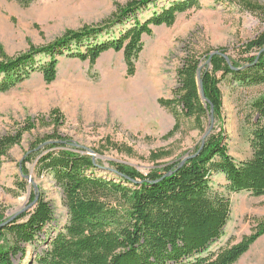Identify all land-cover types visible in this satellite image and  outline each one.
Listing matches in <instances>:
<instances>
[{
    "label": "rangeland",
    "instance_id": "rangeland-1",
    "mask_svg": "<svg viewBox=\"0 0 264 264\" xmlns=\"http://www.w3.org/2000/svg\"><path fill=\"white\" fill-rule=\"evenodd\" d=\"M132 1L35 0L24 7L15 0H0V61L50 45L68 32L101 26ZM183 1L157 0L138 12L136 19L104 32L98 42L116 40L136 21L144 24ZM195 1L196 6L177 14L171 26L151 27V35L142 36L143 48L132 74L124 51L110 50L94 65L65 54L57 57L54 82L46 83L42 73L35 72L7 93H0V138L23 134L22 141L2 157L0 225L32 203L34 194L46 199L54 211V221L40 240L27 246L23 264L46 249L44 242L61 231L69 217L63 192L53 177L38 173V162L48 145L64 144L65 150L89 155L94 162L100 160L102 176L112 177L116 165L147 176L187 158L202 144L211 126L210 105L202 99L208 113L190 118L166 105L175 102L185 55L197 56L202 68L207 66L210 72L216 54H224L229 61L239 58L241 48L264 33L261 11L248 9L264 7V0ZM86 47L87 43L72 50L85 52ZM50 61L48 56H38L36 67ZM213 77L222 100L221 119L215 118L213 131L225 136L237 162L246 161L252 155L251 127L246 119L254 115L252 106L264 96V85L241 83L222 72ZM35 149L43 152L27 160ZM211 186L231 201L232 211L224 236L202 257L238 244L264 219V197L231 193L220 175L211 178ZM256 243L236 264H264V235Z\"/></svg>",
    "mask_w": 264,
    "mask_h": 264
},
{
    "label": "trees",
    "instance_id": "trees-1",
    "mask_svg": "<svg viewBox=\"0 0 264 264\" xmlns=\"http://www.w3.org/2000/svg\"><path fill=\"white\" fill-rule=\"evenodd\" d=\"M15 1L28 7L35 0ZM156 1L133 0L101 26L68 32L50 45L0 61V93H7L35 72L42 73L46 83L54 82L57 57L65 54L94 65L110 50L124 51L132 74L143 48L142 36L151 35V27L171 26L177 14L195 7L197 1L173 3L144 24L136 21L116 40L99 43L98 38L125 20L136 19L138 12ZM251 8L260 10L264 18V7ZM85 43V52L72 50ZM263 50L264 33L244 45L237 59L214 55L212 72L187 52L178 72L175 102L167 107L180 109L188 118L208 113L198 83L201 70L206 98L214 107L215 118L221 119V94L213 74L222 72L241 83L264 85ZM43 55L51 61L37 68L36 58ZM252 111L254 115L246 119L251 127L252 155L242 162L230 155L225 136L216 131L187 158L147 176L121 165L112 170V177L102 176L100 160L94 162L89 155L65 150L64 144L48 145L38 162V173L53 177L63 192L69 217L63 229L44 242L46 249L27 264H236L264 235V219L238 244L202 256L224 236L232 211L231 201L211 186L213 176L224 175L231 193L264 197V96L253 104ZM22 139V132L0 138V168L7 150ZM41 152L33 150L27 160ZM23 171L27 174L25 168ZM37 197L34 194L31 201ZM53 221L51 204L40 196L32 211L0 228V264H23L27 246L39 241Z\"/></svg>",
    "mask_w": 264,
    "mask_h": 264
},
{
    "label": "water",
    "instance_id": "water-1",
    "mask_svg": "<svg viewBox=\"0 0 264 264\" xmlns=\"http://www.w3.org/2000/svg\"><path fill=\"white\" fill-rule=\"evenodd\" d=\"M263 52H264V50H263ZM225 58L228 59L226 56H225ZM198 83H199L200 93H201L202 99H204L206 101V103L210 105V123H211V126H210L209 130L207 131V134L203 138V141H202V147H203L205 145V143H206V140L208 139V137L211 135V133L213 131V127H214L213 125H214V121H215V111H214L213 105H211L210 102L206 99V96H205V93H204L203 81L201 79V70H200V72L198 74ZM27 179L30 180V182L33 183L32 179L30 177H27ZM34 186H35V184H34ZM35 190H36V192L38 191V189L36 188V186H35ZM38 200H39V197H37L34 202L30 203L24 210L20 211L17 215H15V217H13L10 220H8L7 222L1 224L0 225V228H3L4 226L12 223L19 216H21L22 214H24L25 212H29L30 210H32L35 207V205L37 204V201Z\"/></svg>",
    "mask_w": 264,
    "mask_h": 264
},
{
    "label": "crops",
    "instance_id": "crops-1",
    "mask_svg": "<svg viewBox=\"0 0 264 264\" xmlns=\"http://www.w3.org/2000/svg\"><path fill=\"white\" fill-rule=\"evenodd\" d=\"M220 176H223V177H224V180L226 181V179H225L226 177H225L224 175H220ZM256 244H257V243H255V244H254V246H255ZM252 247H253V246H252ZM252 247H251V249H250V251H249V252H251V250H252ZM249 252H248V253H249ZM248 253H247V254H248ZM247 254H246V255H247Z\"/></svg>",
    "mask_w": 264,
    "mask_h": 264
}]
</instances>
